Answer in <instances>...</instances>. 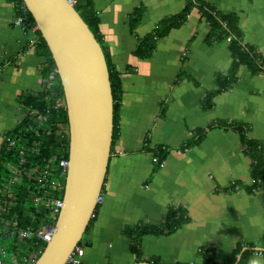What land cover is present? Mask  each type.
I'll return each mask as SVG.
<instances>
[{"label": "crops", "instance_id": "crops-1", "mask_svg": "<svg viewBox=\"0 0 264 264\" xmlns=\"http://www.w3.org/2000/svg\"><path fill=\"white\" fill-rule=\"evenodd\" d=\"M198 1L235 14L243 42L264 57V0ZM184 6L185 0H93L122 92L103 199L82 237L87 264H202L200 248L211 249L214 263L223 264L239 244L241 252L252 251L247 264L253 256L264 259V181L257 191L247 190L251 160L238 132L213 128L199 145L168 151L159 169L152 162V150L183 146L197 129L217 122L246 126L248 138L264 150L263 73L239 67L235 85L217 95L211 109L202 108L205 94L216 87L215 76L229 71L232 57L228 40L206 41L210 26L197 9L159 39L149 56L138 55L143 37ZM135 12L141 17L132 27ZM15 15L10 0H0V150L25 115L19 98L41 91L43 83L37 28L14 26ZM169 207L183 208L187 222L172 234L142 237L137 259L125 228L158 226Z\"/></svg>", "mask_w": 264, "mask_h": 264}, {"label": "trees", "instance_id": "trees-1", "mask_svg": "<svg viewBox=\"0 0 264 264\" xmlns=\"http://www.w3.org/2000/svg\"><path fill=\"white\" fill-rule=\"evenodd\" d=\"M73 1L75 11L88 26V29L94 35L104 53L113 97V143L117 136V110L122 92L120 73L110 63L104 49L98 30L99 20L93 10V0ZM10 2L13 4L15 12L20 13L23 6L22 0H10ZM193 9H197L200 17L210 26L206 41L213 43L228 40V49L232 57L229 71L226 74H217L215 76V89L208 91L201 102L202 108L209 110L213 107V99L217 95L231 89L235 85L239 67L246 66L251 74H264V57L255 48L243 42V35L239 28V19L235 14H225L217 11L211 4L198 0H185V6L180 13L166 17L160 21L141 40L138 55L140 57L149 56L155 49L158 40L166 37L172 29L182 26ZM23 14L26 26L36 27L30 14L27 11ZM140 17L141 12L134 13L131 21L132 27L137 25ZM36 35V53L39 57L45 59L39 69L43 82L42 89L39 92L23 94L19 98V102L25 110V115L16 128L7 134L16 141V146L9 150H0V184H4L10 179L11 174L8 166H12L20 177V181L12 185L10 189V193L13 194L15 201L9 214L10 216H15L18 225L22 227H32L40 218V214L35 212L29 199L30 186L33 183L31 171L52 157L68 160V132L62 133L60 131L61 127L68 131L63 90L48 47L38 30L36 31ZM216 127L233 130L240 134L243 153L251 160L250 178L254 181L253 184L247 187V190L252 193L257 191L264 181V150L260 142L248 138V128L246 126L236 123H214L206 129H197L193 137L181 146L180 149L187 151L199 145L205 133ZM168 151L169 149L164 147L152 150L153 157H156L158 160V163L155 164V169L161 167ZM239 186V184H234L235 190H238ZM59 197L62 198L63 195L61 194ZM93 220L94 218L90 220L89 226ZM186 222L187 217L183 208L169 207L162 224L158 226L140 223L134 227L125 228V234L131 240L129 251L138 259L140 257V240L142 237H158L172 234ZM1 246L10 254L20 247L30 250L32 243H21L16 246L13 241H8L2 242ZM45 246L46 244L41 243L38 253L42 252ZM261 246L264 249V238ZM248 247L252 248L255 246L249 244ZM242 249L243 246L241 244L236 246L223 264H235L239 254L241 256L236 264H247L248 256L252 251L241 252ZM18 250L21 251V249ZM212 254V250L209 248H200L198 250V255L202 258V264H215L212 260ZM148 264L161 263L151 260Z\"/></svg>", "mask_w": 264, "mask_h": 264}, {"label": "water", "instance_id": "water-1", "mask_svg": "<svg viewBox=\"0 0 264 264\" xmlns=\"http://www.w3.org/2000/svg\"><path fill=\"white\" fill-rule=\"evenodd\" d=\"M22 3L55 64L68 121L63 205L55 232L34 264H65L74 248L81 246L96 212L111 156L113 97L109 72L100 44L68 0Z\"/></svg>", "mask_w": 264, "mask_h": 264}, {"label": "built area", "instance_id": "built-area-1", "mask_svg": "<svg viewBox=\"0 0 264 264\" xmlns=\"http://www.w3.org/2000/svg\"><path fill=\"white\" fill-rule=\"evenodd\" d=\"M74 5L73 0H68ZM26 8L22 6L20 13H16L12 23L16 27L25 28ZM60 131L67 133L64 128ZM16 146V141L10 136L4 137L1 150H9ZM154 164L158 163L156 157L152 158ZM164 163V162H163ZM161 164V166L163 165ZM56 165V166H55ZM68 160L64 158L52 157L42 165L35 167L31 171L33 180L30 186V204L36 213L40 214L39 220L32 227L19 226L16 217L10 216V209L14 205V196L10 193L12 185L20 181L17 171L8 166L10 179L4 184H0V264H34L39 254V245L48 243L54 232L60 209L63 205L59 196L64 191ZM254 181L251 180V184ZM102 195L97 197V206L102 202ZM95 218V212L91 219ZM13 241L14 244L32 243L31 249L16 248L15 252H8L1 246L2 242ZM18 249H21L19 251ZM22 252V253H21ZM84 250L81 246H76L67 258L65 264H87L84 259Z\"/></svg>", "mask_w": 264, "mask_h": 264}, {"label": "clouds", "instance_id": "clouds-1", "mask_svg": "<svg viewBox=\"0 0 264 264\" xmlns=\"http://www.w3.org/2000/svg\"><path fill=\"white\" fill-rule=\"evenodd\" d=\"M248 264H264V259H261L257 256H253L249 258Z\"/></svg>", "mask_w": 264, "mask_h": 264}, {"label": "rangeland", "instance_id": "rangeland-1", "mask_svg": "<svg viewBox=\"0 0 264 264\" xmlns=\"http://www.w3.org/2000/svg\"><path fill=\"white\" fill-rule=\"evenodd\" d=\"M181 146H182V145H181ZM181 146H178V147H176L175 149L169 147L168 149H169V151L180 150ZM98 207H99V205L97 206V208H98ZM96 210H97V209H96ZM84 234H85V233H84Z\"/></svg>", "mask_w": 264, "mask_h": 264}]
</instances>
